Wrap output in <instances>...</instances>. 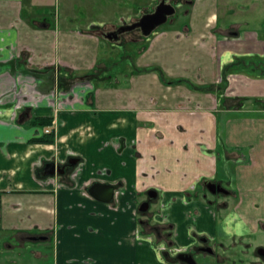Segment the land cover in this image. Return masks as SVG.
<instances>
[{"label":"crops","instance_id":"0c3cea01","mask_svg":"<svg viewBox=\"0 0 264 264\" xmlns=\"http://www.w3.org/2000/svg\"><path fill=\"white\" fill-rule=\"evenodd\" d=\"M231 1L224 18L220 0L178 6L189 8L187 23L175 14L108 76L94 28L129 24L147 7L136 15L135 2L111 0L105 10L130 9L92 28L52 13L49 0H0V241L8 250L40 234L52 244L50 264H172L138 238L137 206L152 189L181 249L197 244L192 232L222 263L232 247L252 246L246 239L259 236L264 248V75L242 68L264 60V26L237 19ZM130 43L141 44L109 45ZM49 129L53 144L33 143ZM71 158L80 163L65 176H37ZM229 171V197L197 194L204 180L230 185ZM95 183L119 186L111 204L89 195Z\"/></svg>","mask_w":264,"mask_h":264},{"label":"rangeland","instance_id":"374dc122","mask_svg":"<svg viewBox=\"0 0 264 264\" xmlns=\"http://www.w3.org/2000/svg\"><path fill=\"white\" fill-rule=\"evenodd\" d=\"M113 1V0H112ZM120 1L123 2H128V6L131 3H136L134 6H136V12L132 10V13L138 14V11L140 8L147 7L148 12L150 10H153L155 5L161 0H155V3H150L151 1L148 0V4L146 6L145 2L146 0H114V3H118ZM111 0H49V10L53 13L56 12L59 15H64L65 14H70L76 17L78 20L79 25H91V27H96L100 22H106V23H117L116 20L118 18V13L121 15V12L123 14V10H129L130 8L128 6L123 7L122 11L120 12H114L113 10H105L111 5ZM226 3L227 0H220L219 4V13L222 18L227 14V9H226ZM232 6H234V10L237 11L238 15L236 18L245 22V25L249 24L250 28H262L264 26V0H232L231 1ZM150 5V6H148ZM172 5V4H171ZM189 8H187V5L178 8L177 13H176V18H177V23L179 26L186 24L187 23V14H188ZM130 12V11H128ZM146 14V13H145ZM143 15V14H142ZM139 19V18H138ZM118 21V20H117ZM134 22H132L133 24ZM94 25V26H93ZM120 26V25H119ZM123 26V24H122ZM165 26V25H164ZM167 26V25H166ZM162 28V27H161ZM158 32V30L156 31ZM154 32V34L156 33ZM154 34L152 36H154ZM151 36V37H152ZM102 40L104 49L101 51V59H103L108 66V71L107 75L108 76H113L117 75L119 72H121V69L125 67V65L128 62V55L131 57H134V47L138 50L141 49L144 45H147L148 43H141V44H135V43H130L127 44V48L125 49L126 51H123V49H115L110 47L109 44H115V42H108L105 39L102 38V36H99ZM146 37H141L140 42L143 40L145 42L146 40L150 39ZM126 38L125 40H129V36L124 37ZM145 39V40H144ZM126 42V41H125ZM115 48V47H114ZM129 49H131L132 53L129 52ZM127 57V58H126ZM255 63L257 65H254L253 67L256 66L255 69H252L253 67H248L243 69L247 71L254 72L256 74L260 73L264 75V60H255ZM241 68V69H242ZM253 110L256 109L252 104H245V110ZM260 109V108H259ZM261 110V109H260ZM255 120H259L258 117H254ZM229 174H225L226 178L230 181V185L227 183L228 181H224L223 185L226 189L233 191L234 186L232 185L233 183V178H234V171H229ZM219 180L222 179L218 178ZM264 182L261 184V189H264ZM198 191L197 194L201 196V194L204 192L203 185L198 186ZM195 199V198H193ZM154 210L158 211L159 206H154ZM261 212V211H260ZM258 213L257 215L264 216V214ZM219 217L223 218V215L219 214ZM161 219V218H159ZM189 226L181 225V228L178 230V233L182 230L186 231ZM193 235V234H192ZM260 235V234H257ZM180 236H185V232H180ZM259 236H255L250 239H246L248 245L252 246H238L237 248L232 247L229 249L227 256V260L224 262V264H253V260L258 259L257 257V250L260 248L259 244ZM258 238V240H256ZM2 245V244H1ZM27 248H21L22 245H17L15 251L13 252H6L4 247L0 246V254H10L9 257L11 259H20L24 260V262L21 261V264H50V260L52 259V244L51 242H33V243H27ZM154 250L156 248L161 249V252L164 253L163 245H159L157 242H154L153 244ZM43 253V261L39 262L37 261L34 256L33 252L34 251H39ZM170 254H175L177 251L176 248L170 249ZM166 252V251H165ZM221 257H223L221 255ZM167 259L170 263L174 264L175 260L172 259V257L169 255L167 256ZM206 261H208L209 264H221L218 261H214V258L212 257H207ZM43 262V263H42ZM1 264V263H0ZM223 264V263H222Z\"/></svg>","mask_w":264,"mask_h":264},{"label":"flooded vegetation","instance_id":"af4514ba","mask_svg":"<svg viewBox=\"0 0 264 264\" xmlns=\"http://www.w3.org/2000/svg\"><path fill=\"white\" fill-rule=\"evenodd\" d=\"M163 1L166 2L167 4H172L175 7L176 12H177L178 6H180L182 4H187L191 0H161V1H159L157 3V5L160 2H163ZM157 5H155V6H157ZM153 12H154L153 10H150L146 14H151ZM171 18L168 19V22L170 21ZM135 21H133V22H135ZM168 22L166 24H168ZM125 25L126 26L132 25V22L129 23V24H123V26H125ZM123 26L121 24L120 26L118 25L115 28H113V27L112 28L111 27L110 28L97 27V28H94L95 30H93V31L98 36L101 35L103 39H105L104 36L110 37L108 40L107 39H105V40L108 41V42H111V43L112 42H115V43L116 42H120L121 40L124 39V37H127V36H129V40L136 41V43H141L140 40H141V37H142V31H140L139 29L135 30V31H132V32H127V33L122 34V35H118L119 29L122 28ZM163 26H161V27H163ZM159 29H157V30H159ZM147 38H149V37H147ZM50 132H53V130H50ZM71 159L78 160L77 166L79 165L80 159H78V158H71ZM68 162H69V160H68ZM67 163H65L63 165H56V166L57 167L58 166H65ZM49 164H53V163L45 164L43 166V168L38 172L37 176L39 178H42V179L48 178V177H42L41 174L47 171L46 167ZM75 168L70 169L69 171L67 170L66 173L64 175H62V176H65L69 172L73 171ZM55 176H59V175L56 174ZM207 181H212L213 183L221 185L222 188H224L226 190V193H217L216 195H213L211 192H209L207 190V188L205 186ZM202 185H203V189H204V192L200 196L202 199L211 200L212 198L225 197V196L229 197L231 195V191L226 189L224 187V185L219 183V182H216V181H213V180L209 179V180H204ZM113 187H115V194H114V198H113V200H114L115 196H116V192L119 189V186L118 187L117 186H113ZM152 190H154V189H152ZM149 191H151V190H149ZM148 192L139 200V203H138V206H137V217L139 218V230H138V238L139 239L149 240L152 243V245L154 244V242H157L159 245H163V249L162 250L164 251V253L161 252V249L156 248V250L159 252L161 257L165 258L166 260H168L167 256L169 257V255H170L172 257V259L175 260L174 264H186V263L181 262L180 260H178V256L181 255V254L192 256L197 264H209L208 261H206V258L209 257V256L214 258V261L216 260V261H218L219 263L222 264V262L220 261L219 257L214 253L213 249L209 246L208 239L206 237L199 236L195 232H192V234L195 237L196 236L198 237L197 238V244L195 246L190 247V248H186V249L182 248L181 249V247H179L176 244V242L174 241V233L176 231L175 225L172 224V223H169L168 221L163 219L164 216H165V207L163 205H161V203H160L161 198L159 196V192L157 191L158 196H157L156 199H153L152 201L149 200L150 196H149ZM147 202L150 203L149 209L146 212H141L140 208L143 205H145V203H147ZM154 206H159V210L155 211L154 210ZM158 217L161 218V221L157 220ZM27 240H29V243H33V242H46L47 243L49 241V237L47 235L37 234L35 236L27 237ZM0 246L4 247L5 251L8 252V253L13 252L16 249V248H12L11 250H8L6 248V245L2 241H0ZM173 248H176L178 252H176L175 254H170V251H171L170 249H173ZM207 249L212 250V253H208L207 251H204V250H207ZM262 249L264 250V248L260 247L257 250V257H258L259 263L264 264V256H261L259 254V250H262ZM10 254H8V255L6 253L5 254H0V263L1 264H21V261L24 262V260H20V259H11V257H9ZM33 256H35L34 252H33Z\"/></svg>","mask_w":264,"mask_h":264},{"label":"water","instance_id":"95a60500","mask_svg":"<svg viewBox=\"0 0 264 264\" xmlns=\"http://www.w3.org/2000/svg\"><path fill=\"white\" fill-rule=\"evenodd\" d=\"M153 13L151 14H144L139 19H137L132 25L123 26L119 29L118 35L125 34L127 32H132L135 30L142 31L143 37H150L157 29L161 26L165 25L168 22V19L175 16L176 9L173 5L167 4L166 2H160L157 6L154 7ZM105 39H109L110 37L104 36ZM78 160L70 159L69 162L65 166H56V164H49L47 165V171L42 173V177H54L56 174L62 176L66 173V171L73 169L77 166ZM207 190L211 192L213 195L217 193H226V190L222 188L221 185L213 183L212 181H207L205 184ZM88 193L90 196L95 198L97 201L111 204L113 202L114 194H115V187L108 185V184H100L95 183L89 189ZM149 200L152 201L156 199L158 193L156 190H151L148 192ZM150 203L147 202L140 208L141 212H146L149 209ZM208 253H212V250L207 249L204 250ZM259 254L264 256V250H259ZM178 260L184 262L186 264H197L196 261L193 259L192 256L181 254L178 256Z\"/></svg>","mask_w":264,"mask_h":264},{"label":"trees","instance_id":"16d2710c","mask_svg":"<svg viewBox=\"0 0 264 264\" xmlns=\"http://www.w3.org/2000/svg\"><path fill=\"white\" fill-rule=\"evenodd\" d=\"M49 121L41 122V126H48ZM33 143H42V144H53L54 143V132L45 133L41 138L33 140Z\"/></svg>","mask_w":264,"mask_h":264},{"label":"clouds","instance_id":"9594fccd","mask_svg":"<svg viewBox=\"0 0 264 264\" xmlns=\"http://www.w3.org/2000/svg\"><path fill=\"white\" fill-rule=\"evenodd\" d=\"M228 223H229V225L231 224V218H230V220L228 221ZM225 231L228 232L229 235L232 234L230 228H226ZM239 231H240V225H237L236 232L239 233Z\"/></svg>","mask_w":264,"mask_h":264},{"label":"built area","instance_id":"2783aa9c","mask_svg":"<svg viewBox=\"0 0 264 264\" xmlns=\"http://www.w3.org/2000/svg\"><path fill=\"white\" fill-rule=\"evenodd\" d=\"M50 132V130H46V132L45 133H49Z\"/></svg>","mask_w":264,"mask_h":264}]
</instances>
